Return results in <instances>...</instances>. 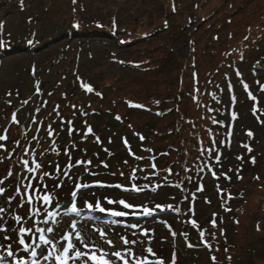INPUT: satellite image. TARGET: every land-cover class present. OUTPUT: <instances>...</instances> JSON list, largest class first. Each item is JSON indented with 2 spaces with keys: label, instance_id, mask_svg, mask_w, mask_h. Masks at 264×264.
<instances>
[{
  "label": "rangeland",
  "instance_id": "1",
  "mask_svg": "<svg viewBox=\"0 0 264 264\" xmlns=\"http://www.w3.org/2000/svg\"><path fill=\"white\" fill-rule=\"evenodd\" d=\"M0 137V264H264V0H0Z\"/></svg>",
  "mask_w": 264,
  "mask_h": 264
},
{
  "label": "snow or ice",
  "instance_id": "2",
  "mask_svg": "<svg viewBox=\"0 0 264 264\" xmlns=\"http://www.w3.org/2000/svg\"><path fill=\"white\" fill-rule=\"evenodd\" d=\"M89 91H91V89H89ZM117 119H119V117H117ZM89 131H91V129H89ZM0 139H5V137H0ZM25 164L27 165V161H25ZM39 167L40 165L36 164V168H39ZM32 170L33 169H29V171H32ZM9 175H11V173H9ZM44 175H47V173H44ZM2 183L3 181H0V184ZM32 187L35 189V186H32ZM54 187H59V185H54ZM85 187L87 186L85 185ZM115 187L120 188L121 186L116 185ZM124 190L128 191V189H124ZM132 190L136 191L137 189L135 188V186H133ZM18 191L19 190L17 189V192ZM39 191H42L45 193L42 196L43 202L46 204L50 203L51 196L47 194V188L46 187L41 188ZM4 192H5V189L0 187V194H3ZM77 195L78 193L75 191L71 193V196L73 198L77 197ZM31 201H32V197L29 195L28 200L25 202L31 203ZM85 203L87 204L88 208L94 207L95 209L99 210L102 213L106 211L105 208L101 207L99 200L95 202V205L89 204L87 203V201H85ZM107 203L108 204L118 203L119 205H122L123 208L125 209L134 207V205L128 202L126 199H119V200L108 199ZM2 211L3 209L0 208V212ZM70 212L78 214V208L74 200L72 201ZM145 213L148 215L151 214L150 212H148L147 209H145ZM110 215L122 216V215H125V213L119 212V211H111ZM16 219L19 222L20 217L17 216ZM13 231H15V229H13ZM46 231L48 233H55L56 229L52 227H48ZM96 231L98 232L99 237H100L99 241H97L96 238L92 236L91 234L86 235L83 231H78L75 233V239H73L71 236L63 235L62 239L63 241H65V243H59L55 235L46 237L43 234L44 230L37 228L36 232L40 233V235L38 236L40 243H36L34 245H28L26 244L25 237L30 238L28 234L32 232V225L29 224L27 227L21 226L19 228V232L23 234V236L19 238L18 246L23 245L24 251L26 252L30 250L31 255L33 257H37V255H39L45 261H48L49 259H54L55 264H68L69 260L79 261L83 258H86L84 260V264H114V261L110 258V255L116 257L118 260L123 261V264H129V260L125 256H123L120 251H113L111 252L110 255L108 252L104 251L102 248L103 244H107L110 248H114L116 245V241L107 238L106 232L104 230L97 229ZM0 232L5 233L3 237L5 240L11 239L7 235V228H0ZM119 240H122L125 245L137 243V241H129L125 239L123 236H120ZM57 244H59V248L56 247ZM47 245H51L52 248L54 249V252H48L45 248V246ZM37 249H39V252H37ZM59 249H62V252H60ZM129 251L131 250L129 249ZM148 251L151 252V249H149ZM9 255H11V253H9ZM32 264H38V261L34 259ZM160 264H163V262L161 261Z\"/></svg>",
  "mask_w": 264,
  "mask_h": 264
}]
</instances>
